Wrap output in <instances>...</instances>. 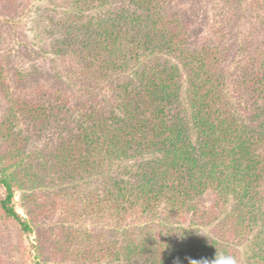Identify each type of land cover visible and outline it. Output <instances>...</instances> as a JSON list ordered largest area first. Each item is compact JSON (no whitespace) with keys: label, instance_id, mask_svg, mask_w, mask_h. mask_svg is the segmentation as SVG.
<instances>
[{"label":"trees","instance_id":"obj_1","mask_svg":"<svg viewBox=\"0 0 264 264\" xmlns=\"http://www.w3.org/2000/svg\"><path fill=\"white\" fill-rule=\"evenodd\" d=\"M168 1L64 0L54 53L92 86L81 106L47 81L12 82L0 63V245L32 238V264H189L217 249L264 264V61L237 63L241 48L206 36L193 45ZM20 12L0 0V38ZM88 217L139 232L99 245L71 224ZM150 223L161 229L142 233Z\"/></svg>","mask_w":264,"mask_h":264},{"label":"rangeland","instance_id":"obj_2","mask_svg":"<svg viewBox=\"0 0 264 264\" xmlns=\"http://www.w3.org/2000/svg\"><path fill=\"white\" fill-rule=\"evenodd\" d=\"M64 4H66L64 0H21L19 16L3 28L0 38V63L7 68L12 82L16 83L15 80L21 84L25 82L24 87H28L47 81L51 87L69 90L73 96L72 102L81 106L83 101L90 99L92 86H88L75 69L66 70L64 61L54 53L56 51L55 23L63 18L65 10H69ZM262 5L264 0H171L166 5L165 13L169 14L170 11L178 15L182 23L191 27L193 45L198 44L202 36H206L210 38V44L213 46L220 47L222 44H228L241 48L239 56L235 59L237 63L248 53L252 55L254 53L253 56L258 61H264V8ZM4 110L5 106L1 102L0 112ZM30 129L29 126L26 128L28 131ZM45 141L46 139L42 138L34 145L35 153L38 149H43ZM119 169V167L114 168L112 174L122 176L119 174ZM70 187L74 190L78 187L77 191L81 194L89 193L88 187L83 184L65 185L66 189ZM49 191L51 194H63V189L59 187ZM16 200L20 203V195H17ZM208 200L209 197L204 200V203ZM82 211V206L75 202L71 212L75 215L79 212L81 214ZM18 212L24 213L19 206ZM64 220L68 218L63 216ZM136 220L137 217L130 219V221ZM117 222H113V226L117 227ZM105 223V219L96 221L91 217L78 221L71 220L74 229L87 230L88 234L92 235L101 234L99 238L92 237L93 241L99 245L116 242L123 239V235L129 237L130 234L137 235L139 232L136 230L137 225L129 222L127 227L118 223L117 228H109ZM164 224L169 229V224L166 222ZM158 226L150 223L141 231L154 235L161 229ZM30 240L32 238L26 237L20 240L12 234L6 237L5 242L0 245V250L10 258V264H18L20 260H24L26 264H32L38 260H32L35 255L33 253L35 246L33 247ZM81 241L83 247L90 242L85 236H82ZM50 264H78V262L52 260Z\"/></svg>","mask_w":264,"mask_h":264},{"label":"clouds","instance_id":"obj_3","mask_svg":"<svg viewBox=\"0 0 264 264\" xmlns=\"http://www.w3.org/2000/svg\"><path fill=\"white\" fill-rule=\"evenodd\" d=\"M189 264H240V259L233 254L225 253L217 249L213 259L191 260Z\"/></svg>","mask_w":264,"mask_h":264}]
</instances>
